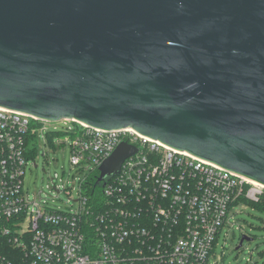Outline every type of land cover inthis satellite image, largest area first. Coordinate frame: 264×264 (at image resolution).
Wrapping results in <instances>:
<instances>
[{"label":"water","instance_id":"95a60500","mask_svg":"<svg viewBox=\"0 0 264 264\" xmlns=\"http://www.w3.org/2000/svg\"><path fill=\"white\" fill-rule=\"evenodd\" d=\"M0 108L131 129L264 186V0H0Z\"/></svg>","mask_w":264,"mask_h":264},{"label":"built area","instance_id":"2783aa9c","mask_svg":"<svg viewBox=\"0 0 264 264\" xmlns=\"http://www.w3.org/2000/svg\"><path fill=\"white\" fill-rule=\"evenodd\" d=\"M48 124L54 132L62 124L71 169L79 172L98 169L121 143L138 152L102 182V198L82 194L84 178L70 206L77 207L54 210L46 200L28 201L24 191L32 148L28 139L47 132ZM262 190L130 129L48 123L0 108V219L15 226L13 244L20 251L16 261L0 264H208L232 206L240 200L257 202Z\"/></svg>","mask_w":264,"mask_h":264},{"label":"rangeland","instance_id":"374dc122","mask_svg":"<svg viewBox=\"0 0 264 264\" xmlns=\"http://www.w3.org/2000/svg\"><path fill=\"white\" fill-rule=\"evenodd\" d=\"M46 126L47 132L40 131L35 139L37 152L34 159L30 158L25 167L24 191L28 201L46 200L49 208L65 212L77 207V204L70 206L78 198V181L90 171L71 169L70 141L59 135H53L49 140L47 133H54L53 125ZM57 126L59 132H65L62 124ZM55 175L58 179L54 178ZM53 183L59 187H54ZM244 234L252 240L243 242L236 250ZM263 261L264 213L253 204L240 200L232 206L227 225L218 236L208 264H262Z\"/></svg>","mask_w":264,"mask_h":264},{"label":"trees","instance_id":"16d2710c","mask_svg":"<svg viewBox=\"0 0 264 264\" xmlns=\"http://www.w3.org/2000/svg\"><path fill=\"white\" fill-rule=\"evenodd\" d=\"M61 134L63 133L54 132V133H47V136L49 137V140H51L53 135L61 136ZM35 139L36 136H30L28 139L29 145H31L32 147L29 149V155L30 158L32 159H34L35 153L37 152V149L35 147ZM98 176H99V172L97 168L93 169L92 171L89 172V174L86 175L85 179L81 183V190L84 196H88L93 199L102 198L101 192L104 182L103 183L98 182L97 181ZM242 201H246L250 204H253L257 209H259L261 212L264 213V192L257 202L248 201V200H242ZM14 227L15 226L12 223H5L0 219V263L2 262L3 259L16 261L20 256L19 249L16 248L13 244L12 234H15ZM5 229L11 231L9 235L4 234ZM215 246H216V242L214 244L211 254L213 253ZM262 264H264V261Z\"/></svg>","mask_w":264,"mask_h":264},{"label":"bare ground","instance_id":"6f19581e","mask_svg":"<svg viewBox=\"0 0 264 264\" xmlns=\"http://www.w3.org/2000/svg\"><path fill=\"white\" fill-rule=\"evenodd\" d=\"M130 130H131V129H130ZM132 131H133V130H132ZM245 179H246L249 183H251V184H253V185H255V186H258V187L264 189V186L258 184L257 182L251 181V180H249V179H247V178H245Z\"/></svg>","mask_w":264,"mask_h":264},{"label":"flooded vegetation","instance_id":"af4514ba","mask_svg":"<svg viewBox=\"0 0 264 264\" xmlns=\"http://www.w3.org/2000/svg\"><path fill=\"white\" fill-rule=\"evenodd\" d=\"M247 235V234H246ZM248 236V235H247Z\"/></svg>","mask_w":264,"mask_h":264}]
</instances>
